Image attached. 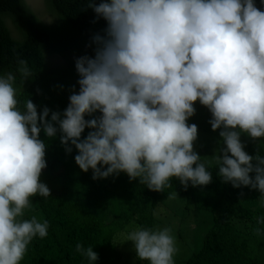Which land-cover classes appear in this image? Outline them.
<instances>
[{
	"label": "clouds",
	"instance_id": "clouds-1",
	"mask_svg": "<svg viewBox=\"0 0 264 264\" xmlns=\"http://www.w3.org/2000/svg\"><path fill=\"white\" fill-rule=\"evenodd\" d=\"M88 7L106 27L91 37L94 56L75 58L79 91L73 86L63 113L38 112L31 99L21 110L16 76H0V264H20L31 241L48 235L47 220L24 218L30 198L51 196L40 181L47 167L41 131L59 133L66 153L74 146L75 163L93 180L125 173L164 192L175 178L186 190L212 182L194 151L198 127L187 123L199 101L212 130L220 129L224 147L212 156L218 176L258 190L264 203V156L249 155L241 141L242 133L264 137V11L254 0H88ZM17 71L24 80L33 75L24 59ZM126 241L140 261L175 264L169 227L136 226ZM76 251L90 264L99 258L91 246L77 243Z\"/></svg>",
	"mask_w": 264,
	"mask_h": 264
},
{
	"label": "trees",
	"instance_id": "trees-1",
	"mask_svg": "<svg viewBox=\"0 0 264 264\" xmlns=\"http://www.w3.org/2000/svg\"><path fill=\"white\" fill-rule=\"evenodd\" d=\"M43 2L51 24H45L25 0H0V76L8 72L16 76L14 87L21 110L25 101L31 99L38 112L47 106L51 111L63 113L73 86L79 91L75 58L94 56L91 37L96 33L103 35L106 21L96 20L88 0ZM95 2L98 4L100 0ZM254 2L264 11L261 0ZM52 55L63 58L64 66H51ZM20 59L26 60L32 70L33 75L27 80L17 71ZM194 107L196 111L191 118L196 121L189 118L187 123L196 124L198 130L222 143L220 129L211 128L208 108L199 101ZM50 116L51 112L49 119ZM88 131L85 129L82 138ZM40 139L47 145V167L42 170L40 181H57L60 189L49 197L36 196L43 220L49 223L48 235L31 241L20 264H90L76 251L77 243L85 249L93 247L99 257L95 264L120 261L128 264L122 261L116 248L118 235L129 224L153 229V210L170 194L182 195L197 210L218 214L203 238L201 249L182 264H264V224L258 223L264 217L261 194L249 187L234 188L223 183L216 165L209 167L212 182L206 186L193 187L189 183L185 190L173 178L172 187L154 192L139 184L138 179L130 181L125 173L93 180L91 169L83 172L75 163L78 154L75 147L66 153L59 133L48 138L41 131ZM241 141L249 155L264 156V137L252 140L242 133ZM257 227L262 229L259 236L253 232ZM135 261L148 264L138 258Z\"/></svg>",
	"mask_w": 264,
	"mask_h": 264
},
{
	"label": "rangeland",
	"instance_id": "rangeland-1",
	"mask_svg": "<svg viewBox=\"0 0 264 264\" xmlns=\"http://www.w3.org/2000/svg\"><path fill=\"white\" fill-rule=\"evenodd\" d=\"M28 6L36 13L45 24H51L49 14L45 12L43 0H25ZM51 66H64L63 58L52 55L49 58ZM191 121L196 119L190 118ZM194 151L198 153L209 167L215 165L212 156L218 154V149L224 147L223 143L215 137L198 130V137L194 141ZM195 167V165H194ZM43 172V171H42ZM50 188L51 192L59 193V183L57 181H41ZM32 208L25 210L24 217L31 218L36 215L39 220H43L42 213L38 207L37 197L30 198ZM218 214H211L207 211H200L193 207L191 202L187 203L182 195L175 194L174 198H167L153 210V229H163L169 227L172 229V235L175 237L177 252L174 255L175 264H182L191 257L192 254L199 251L205 234L211 229L213 220ZM136 225L129 224L122 231L116 241V248L120 253L122 261L128 264H136V253L132 242L126 241L127 232L131 231ZM119 264H122L121 261ZM124 264V263H123Z\"/></svg>",
	"mask_w": 264,
	"mask_h": 264
}]
</instances>
